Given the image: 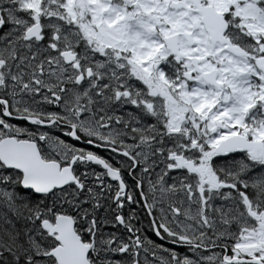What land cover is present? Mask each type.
Returning a JSON list of instances; mask_svg holds the SVG:
<instances>
[{"label":"flooded vegetation","instance_id":"af4514ba","mask_svg":"<svg viewBox=\"0 0 264 264\" xmlns=\"http://www.w3.org/2000/svg\"><path fill=\"white\" fill-rule=\"evenodd\" d=\"M238 3L0 0V141L74 160L49 194L0 164L16 178L3 253L6 238L48 253L42 223L67 215L90 264H264V0ZM235 135L241 149L218 154Z\"/></svg>","mask_w":264,"mask_h":264},{"label":"water","instance_id":"95a60500","mask_svg":"<svg viewBox=\"0 0 264 264\" xmlns=\"http://www.w3.org/2000/svg\"><path fill=\"white\" fill-rule=\"evenodd\" d=\"M202 15L207 23L213 18H218V38H220L225 25L222 15L210 5L202 7ZM259 66H261V60ZM236 137L238 136L222 140L218 144V154L241 149L237 145ZM250 146H254L255 149L261 148V142L249 141L245 148ZM90 158L92 159V156H88L87 160ZM73 161L61 167L58 161L43 160L33 142L17 141L14 138H4L0 141V164L5 168L19 171L20 186L23 189L31 188L36 194H49L72 182ZM42 227L48 231L49 235L55 234L54 240L57 244L48 253L43 254L50 257L54 264H90L87 259V246L82 244L80 237L75 233L70 216L58 215L52 224L43 221ZM236 260L249 261L234 258V262Z\"/></svg>","mask_w":264,"mask_h":264},{"label":"rangeland","instance_id":"374dc122","mask_svg":"<svg viewBox=\"0 0 264 264\" xmlns=\"http://www.w3.org/2000/svg\"><path fill=\"white\" fill-rule=\"evenodd\" d=\"M211 1H212V5L220 13H224L228 10H233L236 14L242 15L246 10V8L242 9V7L238 3V0H211ZM241 64H242L241 59H235V61H231L230 63L231 74H233V71L238 70L237 68ZM241 68L242 66L239 67V69ZM237 79L238 78H235L236 82H238ZM2 169L3 167L0 165V197L3 202H6L5 207L7 210H5L4 212L12 213L13 200H8V199H13V194H9V192L13 190L16 178H15V175H13L11 172H7V171H4V169L3 170ZM3 216L5 215L3 214ZM38 254H41V253H36L37 256ZM36 264H40V263L36 262Z\"/></svg>","mask_w":264,"mask_h":264},{"label":"trees","instance_id":"16d2710c","mask_svg":"<svg viewBox=\"0 0 264 264\" xmlns=\"http://www.w3.org/2000/svg\"><path fill=\"white\" fill-rule=\"evenodd\" d=\"M20 188V187H19ZM21 190V188H20ZM20 205L19 203H17ZM21 206V205H20ZM39 202L37 199H34L32 201V205L30 208L38 209ZM11 213V212H10ZM11 227V226H10ZM15 230H22V226L18 228L11 227ZM16 231L10 230V229H3V234H16ZM18 234V233H17ZM7 245H9L8 249H13L15 253H3L2 247L0 245V264H26V253H16L17 251H20L22 249V245L20 242H17L16 238L10 239L6 238ZM35 257L37 258L38 263L40 264H54L51 258H40L39 256L34 253Z\"/></svg>","mask_w":264,"mask_h":264},{"label":"bare ground","instance_id":"6f19581e","mask_svg":"<svg viewBox=\"0 0 264 264\" xmlns=\"http://www.w3.org/2000/svg\"><path fill=\"white\" fill-rule=\"evenodd\" d=\"M21 245H22V249L19 251L20 253H22V250H23V242H21ZM31 263L33 264L34 262H38L37 261V258L35 257L34 253H26V259H25V263Z\"/></svg>","mask_w":264,"mask_h":264}]
</instances>
